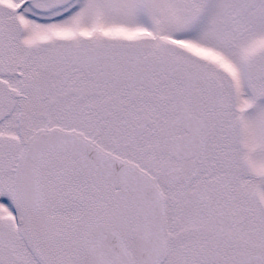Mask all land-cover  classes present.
<instances>
[{
  "label": "snow or ice",
  "instance_id": "1",
  "mask_svg": "<svg viewBox=\"0 0 264 264\" xmlns=\"http://www.w3.org/2000/svg\"><path fill=\"white\" fill-rule=\"evenodd\" d=\"M0 264H264V0H0Z\"/></svg>",
  "mask_w": 264,
  "mask_h": 264
}]
</instances>
